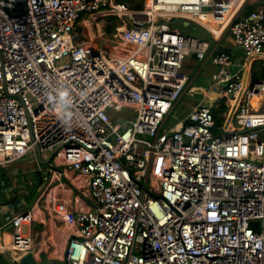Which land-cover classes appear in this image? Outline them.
Returning <instances> with one entry per match:
<instances>
[{
    "label": "built area",
    "instance_id": "obj_1",
    "mask_svg": "<svg viewBox=\"0 0 264 264\" xmlns=\"http://www.w3.org/2000/svg\"><path fill=\"white\" fill-rule=\"evenodd\" d=\"M140 1L0 0V167L38 148L53 153L48 172L84 179L66 264H264V76L249 72L264 50V8ZM94 12L118 19V38L102 47L76 30ZM172 18L211 33L215 21L243 59L212 50L215 99L164 129L188 83L185 58L209 51ZM112 114L132 117L119 131ZM34 217L29 208L10 219L23 255L32 241L21 227Z\"/></svg>",
    "mask_w": 264,
    "mask_h": 264
},
{
    "label": "crops",
    "instance_id": "obj_2",
    "mask_svg": "<svg viewBox=\"0 0 264 264\" xmlns=\"http://www.w3.org/2000/svg\"><path fill=\"white\" fill-rule=\"evenodd\" d=\"M236 8H240V16H245L254 9L264 8V0H238ZM164 17L169 19L168 16ZM182 20L187 27L193 24L191 32L185 34L193 37L198 34L202 41L208 44L209 51L203 60H199L195 54L187 56L184 60L182 71L188 77V83L172 108L179 111L171 110L180 117L178 122L185 119L198 102L203 99L212 102L218 93L209 90L211 75L217 70L210 59L212 50L227 52L237 62L243 59L242 49L234 43L228 29L221 31L217 23L211 20L207 25L212 31H216L211 33L195 22ZM117 23L115 16L85 13L81 15L76 30L81 41H89L94 47H102L109 40L118 38ZM249 65L253 79L264 76V50L260 57ZM259 73L261 75L257 76ZM191 92L193 95H190ZM254 98L251 103L257 107L260 98ZM48 157L49 154L46 153L39 155L32 152L9 166L0 167V264H8L11 260L20 259L24 254V251L12 248L13 230L10 219L12 215L29 208H34L35 217L21 229L24 235L31 238L30 252L39 259L38 264H66L65 248L75 230L74 205L76 197H79L76 183L79 186L84 185L83 189L85 183L82 180L73 182L71 175L74 174L71 171H66V176L48 172ZM22 189L27 190L20 192Z\"/></svg>",
    "mask_w": 264,
    "mask_h": 264
},
{
    "label": "rangeland",
    "instance_id": "obj_3",
    "mask_svg": "<svg viewBox=\"0 0 264 264\" xmlns=\"http://www.w3.org/2000/svg\"><path fill=\"white\" fill-rule=\"evenodd\" d=\"M168 24H169V26L171 27V29L173 31L174 30L181 31L182 33H190L191 32V29L193 28V24H191L189 27L185 26L183 24V20L180 19V18H172L170 21H168ZM239 52H240V50H239ZM118 53H119V51H118ZM259 66L262 67V64H260ZM258 75H261V74L259 73V74H257V76ZM256 78L257 79L263 78V75L260 76V77H256ZM173 111H175V110H173ZM173 111H171L166 116V118L164 120V123H163V128L164 129H168V128L172 127L174 124H176L178 122V120H180V117L177 115V113L176 114L175 113H172ZM176 111H179V110L177 109ZM131 117H132V115H128V114H123L121 117H119V114H112V118L114 119V123L118 127L119 131H121L123 129L125 119H129ZM71 179L74 182H77V181H80V180H82V182L84 181V179L82 177H77V176H74V175L73 176L71 175ZM26 190L27 189H22V190H20V192L26 191ZM24 227L25 226H22V228H24Z\"/></svg>",
    "mask_w": 264,
    "mask_h": 264
},
{
    "label": "water",
    "instance_id": "obj_4",
    "mask_svg": "<svg viewBox=\"0 0 264 264\" xmlns=\"http://www.w3.org/2000/svg\"><path fill=\"white\" fill-rule=\"evenodd\" d=\"M36 152L40 155L39 149H36ZM53 153H50L48 160L51 159ZM39 259H36L32 252H28L27 254L23 255L22 258L19 260L18 264H38Z\"/></svg>",
    "mask_w": 264,
    "mask_h": 264
},
{
    "label": "trees",
    "instance_id": "obj_5",
    "mask_svg": "<svg viewBox=\"0 0 264 264\" xmlns=\"http://www.w3.org/2000/svg\"><path fill=\"white\" fill-rule=\"evenodd\" d=\"M124 2H129V6L133 9H140L142 7V3L141 1H137V0H122ZM196 38L202 40V38L197 34ZM48 264H54L52 262H49Z\"/></svg>",
    "mask_w": 264,
    "mask_h": 264
},
{
    "label": "bare ground",
    "instance_id": "obj_6",
    "mask_svg": "<svg viewBox=\"0 0 264 264\" xmlns=\"http://www.w3.org/2000/svg\"><path fill=\"white\" fill-rule=\"evenodd\" d=\"M257 98H258V97H257ZM257 98L255 97L254 99H257ZM254 99H253V100H254ZM254 102L256 103L257 101H254Z\"/></svg>",
    "mask_w": 264,
    "mask_h": 264
}]
</instances>
